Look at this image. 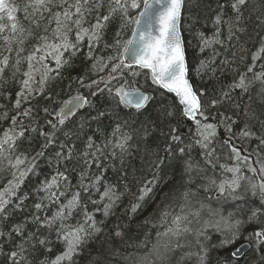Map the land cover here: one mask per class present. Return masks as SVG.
<instances>
[{
  "label": "snow or ice",
  "instance_id": "1",
  "mask_svg": "<svg viewBox=\"0 0 264 264\" xmlns=\"http://www.w3.org/2000/svg\"><path fill=\"white\" fill-rule=\"evenodd\" d=\"M249 3L217 0L210 17L211 36L195 31L200 52L211 50L200 59L196 73L215 80L225 71L232 74L228 83L220 81L209 91L194 90L189 80L181 32L184 15L194 28L195 13L202 10L203 0H0V85L9 81L19 85L14 98L4 97L9 105L0 103V122H7L6 127H0V173L7 174L6 182L0 180L3 264H76L90 243L102 239L108 218L131 192L132 180L123 167L124 160L133 155L134 148L139 151L140 142L157 134L156 126L142 123L132 128L117 123L111 136L100 143L93 135L85 136L81 149L76 141L88 123L72 129L66 122L85 106L93 107L91 98L100 94L110 97L118 108L142 115L154 96L137 85L140 70H147L152 86L174 95L181 116L194 127L185 133L182 123L172 122L174 106L163 108L161 124L168 123L159 135L164 147L160 151L145 148L152 157L150 178L137 179L128 216L137 213L166 182L163 170L170 161L180 162L186 180L179 190L173 185L164 193L166 206L159 209L155 242L149 246L147 237L133 246L139 255L124 259L129 264H179L184 260L240 264L254 246L260 255L250 264H264V158L256 153L253 161V154L245 155L235 143L256 135L247 121L256 119L264 126V36L251 52L250 63H245L249 59L245 55L237 57V51H248L240 38L247 32L244 11ZM116 19L119 29L109 43L105 33ZM205 19H209L207 14ZM256 26L264 28V11L257 15ZM125 29L130 32L128 39H122ZM225 29L227 35L222 38ZM29 41L31 47L26 48ZM82 52L87 71L74 78L76 93L53 107L57 101L49 93V85L63 79L64 71ZM37 96L48 101L42 109L32 105ZM253 96L258 107H253ZM244 97L246 106H242ZM110 115L97 111L92 119L99 122ZM241 115L246 122L235 132ZM257 138L264 145V136ZM34 140H39L38 147L32 146ZM26 142L28 148L23 147ZM225 146L231 165L220 163ZM194 149L201 160L193 158ZM117 159L120 169L111 163ZM41 160L50 171L32 191L24 190L26 181L41 175ZM110 169L118 174L114 182L108 178ZM72 173L78 178L75 185L70 180ZM199 192L205 194L204 201L197 200ZM245 196L258 197L260 206L250 209L244 219L235 212L225 216L212 206L213 198L219 203ZM21 213L26 214L16 220ZM97 214L103 219H97ZM248 224L257 227L245 232ZM125 232V227L116 225L110 239L123 241ZM189 236L194 241H189ZM5 244L10 247L5 249ZM56 245H61V250L53 253ZM120 255L113 247L94 264H119Z\"/></svg>",
  "mask_w": 264,
  "mask_h": 264
},
{
  "label": "trees",
  "instance_id": "2",
  "mask_svg": "<svg viewBox=\"0 0 264 264\" xmlns=\"http://www.w3.org/2000/svg\"><path fill=\"white\" fill-rule=\"evenodd\" d=\"M216 7L217 0H203L202 10H198L195 13L196 20L194 23V28L190 27V25H193V21L190 20L187 15L182 16L181 32L185 42L186 60L189 64V79L193 85L194 90L203 88L211 91L214 86L219 85L220 81L228 83L232 79V74L227 71L220 75L219 80L210 79L207 74H197L195 71V68L199 65L200 59L205 58L211 54L210 49L206 50L205 53L200 52L195 31H204L208 36H211L214 29L213 25L210 22V17L212 16ZM260 11H264V0H250L249 5L246 6L244 11V24L247 28V32L241 34L240 43L244 44L245 48L248 49V51L245 53H240L239 51H237V57H239V55L241 54L249 57V59L245 61V63L251 62V52L254 51L258 46L260 37L264 36V28H258L256 26V17L257 15H259ZM205 14H207V16L209 17L208 20L205 19ZM22 22L27 24L26 21ZM119 25L120 21L118 19L114 20L109 25L105 33V41L109 43L113 41L115 32L119 29ZM226 35L227 32L225 29L222 33V38L226 37ZM128 38H130V32L128 29H125V34L122 36V39ZM31 43L32 41H29L25 45V47L30 48ZM232 43L235 44L236 42L233 41ZM87 63L88 62L83 58L82 52L75 59L72 67L67 68L64 71L63 79L49 85L48 91L57 101L55 105H52L53 107H59L60 101L67 100L70 98V96L76 93L77 85L75 84L74 78L78 74L87 71ZM240 67L243 68V65H240ZM140 71L141 75L136 78L137 85L141 86L142 90H147L154 96V99L151 101L147 110L142 115H138L135 113V111L124 109L123 107L118 108L115 101H113L110 97L104 94H100L96 97L91 98L93 107L86 106L81 112H79L76 116L66 122V127L72 129H79V126L82 122L88 123V126L84 128L81 134V139L76 141L78 148L81 149L85 146L83 144V139L85 136L93 135L97 140V143H100L105 136H111L117 123H127L132 128H139L142 123H153L156 126L157 130L156 135L150 136L146 141L140 142L139 151L134 148L133 155L125 158L123 167L127 170L129 179L132 180V183L129 185L131 192L123 197L119 206L115 209V214L108 218L107 222L104 225V233L102 234V239L90 243L85 248L82 255L77 258L76 264H94V261L103 258L105 255H107L108 250L113 247H115L121 254L119 258V264H129V261L124 259L125 257L139 255V251L133 247L134 245L139 244L140 241H144L147 237H150V239L148 240L149 246H151V244L156 240L155 233L157 232L158 228L159 209L166 206L164 193L168 192L169 189L173 187V185H175L176 189L179 190L186 180L183 175L180 162L170 161L168 167L163 170L164 173H167V176L165 177L166 182L157 190H155L156 194L152 197L151 200H146V202L142 205L141 209L137 211V213H135L131 217L128 216L126 210L130 206V201H133L134 199L132 193H135L137 191V179L142 180L146 177L150 178L148 163L152 157L150 152L145 151V148L147 147L152 151H160L164 147V138L159 135L160 128L167 125L168 123V121H164L163 125L161 124L162 116L160 114L163 108L174 106V117L172 122L182 123V131H184L185 133H187L189 128L194 127L192 122L181 116V107L176 103L175 97L165 93L162 89H158L156 86H152L150 81V74H147V71ZM129 79H131V77H129ZM69 84H71V88H69ZM18 87V84L12 83L10 81L4 83L3 85H0V103L9 105L10 102L4 99V97L11 95L14 98ZM80 91L85 92L86 90L80 89ZM253 91L255 92V90ZM253 101V107H258V105L255 103V96H253ZM47 103L48 101L44 100V98L40 96H37L32 101V105L37 109H42V107ZM247 103V97H244L242 99V106H246ZM0 111H3V109H0ZM97 111H105L107 113H110L111 115L98 122L92 119V117L96 115ZM41 116H43L42 112ZM262 119H264V117H262ZM245 122V117L241 115L240 120L234 126L233 130L235 132H239V130L244 127ZM247 122L250 124L252 131L256 135L252 138L237 139L235 143L238 147L244 149L245 155L252 153L253 155L251 159L255 161V159L257 158L255 155L256 153H259V156L261 158H264V145H261L259 143V139L257 138L260 136H264V126H262L256 119H252ZM6 126V121L0 122V127ZM97 129H99V132H97ZM32 146L34 148L38 147L39 140H34L32 142ZM23 147L28 148L27 142L23 145ZM29 151H31V149H29ZM226 154L227 147L225 146L223 148V151L221 152L220 163H228L229 165H231L233 162L227 159ZM192 156L195 160H201V154L197 149L193 150ZM111 163H114L116 168L120 169L121 165L118 159L116 161H112ZM40 168L41 175L37 177H31L30 183L26 181L24 190L32 191L34 185L39 180L43 179L44 174L50 171L48 165L43 160L40 161ZM208 174H212L211 169H208ZM248 175L251 174L248 173ZM6 178V173H0V180L6 182ZM108 178L110 181L114 182L118 179V174L112 172L110 169L108 172ZM70 180L72 181L73 185L78 182V178L76 177L75 173L71 174ZM197 183H199V181H197ZM193 187L195 188V186ZM204 198L205 194L203 192H199L197 200L204 201ZM28 203L30 205L31 201H29ZM193 204H196V200L193 201ZM212 206L218 208L219 211L225 216L229 212H235L239 218L244 219L248 215H250V209L260 206V201L258 197L252 198L250 196H245V198L242 200L224 201L223 199H221V201L217 203L215 198H213ZM25 214L26 213L17 214L15 216V219L19 220ZM204 218L207 219V216L205 215ZM97 219H103V217L100 214H97ZM146 220L148 221L147 223L145 222ZM116 225H121L126 229L125 239L123 241L119 239H110L111 230ZM255 227H257V225L248 224L245 225L244 230L245 232H250ZM188 240L194 241V238L192 236H189ZM215 241L216 236L213 235L212 242ZM4 247L5 249H7L8 247H10V244H5ZM61 247V245H56V247L53 248V253H58L61 250ZM233 247H235V245ZM142 250L143 249H141L140 251ZM231 250L232 249H228L227 251ZM215 255L216 253H213L214 257ZM259 255L260 254L256 252L255 247L253 246V248H251L249 251V255L240 260V264H250V262L257 261L259 259ZM173 258L178 260V257L175 253L173 254ZM41 259H43L42 256ZM0 264H3V257H0ZM179 264H192V262L189 260H184L182 262H179Z\"/></svg>",
  "mask_w": 264,
  "mask_h": 264
},
{
  "label": "water",
  "instance_id": "3",
  "mask_svg": "<svg viewBox=\"0 0 264 264\" xmlns=\"http://www.w3.org/2000/svg\"><path fill=\"white\" fill-rule=\"evenodd\" d=\"M134 68H135V66H134ZM147 71V70H146ZM164 91V90H163ZM167 94H170V93H167ZM170 95H172V96H174L173 94H170ZM181 107V106H180ZM85 108V107H84ZM84 108H82L80 111H78L76 114H78L79 112H81ZM132 111H134V110H132ZM75 114V115H76ZM74 115V116H75ZM74 116H72V117H70L69 119H71V118H73ZM189 121V120H188ZM190 122H192V121H190ZM238 147V146H237ZM250 251V250H249Z\"/></svg>",
  "mask_w": 264,
  "mask_h": 264
}]
</instances>
